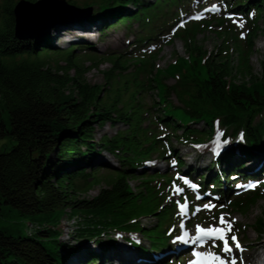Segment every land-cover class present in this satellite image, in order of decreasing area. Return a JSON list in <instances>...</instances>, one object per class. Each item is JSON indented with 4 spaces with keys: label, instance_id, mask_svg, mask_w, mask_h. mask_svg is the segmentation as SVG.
Returning <instances> with one entry per match:
<instances>
[{
    "label": "trees",
    "instance_id": "16d2710c",
    "mask_svg": "<svg viewBox=\"0 0 264 264\" xmlns=\"http://www.w3.org/2000/svg\"><path fill=\"white\" fill-rule=\"evenodd\" d=\"M17 1L0 0V100L7 112L6 119L0 115V139L10 137L15 141L8 151H0V213L1 205L7 204L21 215H36L40 221L35 234L14 236L0 230V264L115 263L106 252L116 243L112 230L135 231L147 237V245L130 241L141 257L153 259L152 254L171 247L169 228L176 221L175 205L169 202L165 187L174 176L147 171V161L154 154L166 156L167 162L173 158L183 177L195 180L199 175L198 190L203 194L212 186L215 202L224 200L219 206L227 205L228 214L245 213L256 201L264 200V188L238 195L235 187L237 181L254 178L247 172L249 162L262 161L257 174L264 172V62L258 74H252L248 64L252 41L262 31L256 21L264 24V0L224 1L232 13L242 18L252 16L253 26L236 68L228 45L222 43L217 52H208L196 43L201 25L193 22L174 33L183 40L186 56L177 57L165 68L154 69L156 53L148 60L139 55L122 59L126 52L98 55L89 51L86 56L93 66L104 59L111 62L104 84L85 79L87 68L82 56L76 55L77 50H92L94 45L78 42L53 47L49 31L28 40L15 38L13 7ZM182 1L84 3L91 11L85 12V20L79 19L77 24L81 30L99 32L102 37L107 28L118 23L141 21L148 11ZM177 20L162 22L137 37L135 49L157 39L155 35L167 29L166 23L172 29ZM82 38L84 35L78 39ZM130 65L150 71V78L137 81L134 77L131 84L122 80L119 73ZM170 73L174 82L167 84ZM238 73H246L247 80L238 81ZM148 90L158 95L154 117L140 101ZM117 121L125 126L123 130L103 132L96 138L98 129ZM200 123L202 127L197 126ZM158 125L166 131L164 136L158 135ZM217 133H222L228 148L218 156L209 154V162L200 168L207 170L202 176L198 168L184 165L171 145L175 140L194 148ZM194 151L197 160L205 157L196 148ZM134 178L139 179L135 190L129 182ZM102 183L105 186L93 197L80 196ZM217 210L214 221L219 218ZM64 214L67 225L61 223ZM148 216H155L157 221L145 227L139 218ZM206 216L211 218L212 214ZM51 219L55 226L49 225ZM73 257L74 261L70 259ZM151 264L170 263L159 259Z\"/></svg>",
    "mask_w": 264,
    "mask_h": 264
},
{
    "label": "rangeland",
    "instance_id": "374dc122",
    "mask_svg": "<svg viewBox=\"0 0 264 264\" xmlns=\"http://www.w3.org/2000/svg\"><path fill=\"white\" fill-rule=\"evenodd\" d=\"M66 1L70 2L69 0ZM73 1L75 3H70L76 5L77 7H87L84 5V3L90 2H94L95 4L103 3V0ZM224 1L225 0H183L182 3L180 2L179 4L175 2H168L167 5L163 4L165 6H162L161 9L155 12L150 13L148 11L146 13V17L143 18L141 21L132 20L128 24L118 23L110 28H107L104 32V36L102 37L99 35V32H93L91 35L92 37L90 36V40H88L89 35L85 34L84 38L80 40L78 38L70 37L71 33L66 32V34L68 33V35H66L64 39L52 40L50 38V41L53 47L60 48L76 45L78 44V42L80 43V45H85L84 43L87 42L94 45V48H92V50H77L76 55L80 54L82 56L81 61H83V66L87 68L84 72L85 79L90 83L104 84L107 80L105 72L111 68V62L104 59V61H100L98 66H93L92 60L87 57L88 55H90L89 51L94 52V54L98 55L106 51H111L115 55H121V53L126 52L125 54L121 55L123 56L122 59H124V57L126 56L139 55L147 58L148 60L149 55L156 53L154 60H152L154 69L165 68L177 57L186 56L187 53L184 48L183 40L175 37L176 35H174V33L178 32L180 29L186 26H191V23L194 22L201 25V30L196 34L195 37L196 43L200 45L203 50H206L208 52H217L218 47L222 43L224 45H228L230 47L229 54L233 66L236 68L238 59L240 58V51L245 48V40L247 33L251 25L253 26L252 20L250 22V19H252V17L242 18L236 13L234 14V16L228 14L231 11H229V7ZM214 5L218 7V11L210 10V8H212ZM205 8H208V11L205 12ZM66 14L67 11L62 12L61 14H57V16H55V18L53 17L50 21H58ZM85 15L86 13L80 14V16L78 14H74L68 16L66 19H73L78 22L79 19L85 20ZM197 16H199L200 18L196 19L195 17ZM177 17L179 18V20H177V23H175L172 29H168L167 23H172V21L175 20ZM63 22L64 24H68L66 20ZM162 22H167V29L162 30L161 33H157L155 35L157 39L149 40V42H147L148 44H141L135 49V44H139L136 41L137 37L145 35L146 32L152 31L156 29V27L158 28L159 26H161L160 24ZM241 23L243 24L242 27L240 26ZM256 24L259 25L260 28H262V31L258 32L257 35L254 37L252 41V52L250 53L248 58V64L252 70V74H258L261 70V63L264 62V24L261 20H257ZM57 26L58 24H55V26H51V28L48 30L51 37L54 36L52 34L56 32L55 30L57 29ZM68 27L69 25L64 26L66 30ZM88 31V29H84V32L86 34ZM139 49H141V51H138ZM146 67L147 69H150V64ZM149 73L150 71L148 70L142 72L136 66L130 65L128 69H126L123 73L119 74L122 80L127 79L129 84H131L134 77L137 79V81H147L150 78ZM70 74H74V71L71 70ZM245 75L246 73H238L236 75L237 80H247V76ZM165 82L167 84L173 83L174 74H168V77H166ZM157 98L158 95L156 94L155 90H150L149 92L144 94V96L140 97V101L143 104L142 106H144V109L150 108L149 111L152 113L153 117L156 116L157 112L158 105L154 103ZM0 115L4 119L7 118V112L3 107L1 100ZM145 124H147V121H145ZM197 126L202 127L203 124L200 123ZM157 127L158 130H160L158 132V135L161 134V136H164L166 134L164 128H161V126L159 125ZM124 128L125 126L120 121L115 122L114 125H110L107 123L103 126V128L97 130L96 138H99L103 132H105L106 134H113L117 130H123ZM14 144L15 141L10 137L2 138L0 139V151H8ZM171 145L176 149V154L181 157V159L184 161V165L189 168H198L200 170L198 173H200L201 176L202 173L207 172V170L200 168L204 167V165L209 162V154L205 155V157H200L198 158V160H195L196 153L191 144H180L179 142L173 140ZM110 158L113 160L111 156ZM166 158V156L159 157L154 154L149 159V161H147L146 164L147 171L155 172L157 170L160 173H163L164 175L172 173V176H174L173 181L169 184V186H167V188L165 187V190L169 202L175 205L174 217H176V221L174 220L175 222L170 227V230L172 231L173 235L177 233L178 236L175 238H171V242L175 243V247L173 246V244H171V247H174L171 248L173 253L168 254V257L163 258L166 259V263L189 264V258L191 254L188 252V250L183 249L181 252H177L176 250L177 246H180V244L184 242L178 238L184 236L185 233H187V241L190 240V238H194V235H196L197 225H201L204 228L225 227V225H221L219 223V219L218 221L217 219L216 221H214V214L216 212L215 210L218 208L217 213L219 214V216L223 214L227 221H235V223L233 224V231L228 233V239L231 244L230 247H232L233 251L231 253H225L222 250L223 242L219 240H206L204 242L205 248L215 250L216 255L224 259L228 264H232L233 261H235V264H257L260 258L256 257L257 250L254 248V246L257 244V240H264V200L259 199L258 201H256V203H254L245 213L233 212L231 214H228V209H226L227 205H224L223 209L222 206H219L221 202L224 203V200L215 202L216 197L214 193L211 192L212 186H208L207 189H205L206 195L204 197H202L201 199H197L198 194L200 192L194 190V188L192 187V185L194 184L192 182H189L188 180L187 181L189 183L185 184L184 179L181 180L182 172L180 173L179 170L176 168L175 163L173 162V158H169V162L166 161ZM258 163L260 164L261 161H258ZM248 165L253 166L256 164H252L251 162H249L247 164V167ZM252 170H255V168ZM253 172L254 173H251V175L254 178L259 177L258 179H263L262 181H264V172L261 174V176L255 174L257 170ZM198 178L199 175H195L194 182H197L196 179ZM129 182L132 188L135 190L139 179H129ZM102 186H105V184L102 183L99 185H95L88 191L80 194V196L89 199L93 197ZM174 186L182 188L183 192L176 194L174 192ZM242 186L244 187V185ZM242 186L241 189H243ZM263 188L264 185L258 186L256 189L262 190ZM242 192H247V190H245L244 188ZM190 194L193 197L192 200L190 199ZM226 198L229 199L230 196H227ZM185 200H187L188 202V209L186 213H181L180 205L183 204ZM204 204H213L215 205V207L211 210L204 209ZM197 207L201 208L199 212L195 211ZM1 208L2 210L0 213V230L6 231L7 233L12 234L14 236H26L28 235V233L35 234L37 227L36 224H38L40 221L36 218V215H21L14 207L7 204H2ZM208 213H211L213 217L211 216V218H208V216H206V214ZM57 215L58 214H56L54 217H56ZM66 218L67 214H64L61 220V223L63 225H67L68 218ZM74 219H72L70 222L74 221ZM139 220L141 223H143V225H145V227H150L157 221L155 216L141 217L139 218ZM49 225L55 226L53 219L49 221ZM259 228H262V230H258ZM64 231L66 232L67 229L65 228ZM110 234L116 240V243L121 242L119 245H122L121 250L127 257L130 256V253L132 251H135V253L137 254L130 241L138 242L144 245L148 244V238L142 236L139 232L124 233L119 230H112ZM232 235H235L238 238L242 250L236 248L235 243L231 240ZM123 240H127L129 242L132 250L125 249L126 246H123ZM214 243L220 248H216V246H213ZM48 245L50 249L54 250V246H52V244ZM106 252L109 253L111 256L115 255L114 251L110 252V248H107ZM263 256L264 255H262L261 258H263ZM70 259L72 261L75 260L74 257ZM113 261L115 263L109 264H119L116 260Z\"/></svg>",
    "mask_w": 264,
    "mask_h": 264
},
{
    "label": "water",
    "instance_id": "95a60500",
    "mask_svg": "<svg viewBox=\"0 0 264 264\" xmlns=\"http://www.w3.org/2000/svg\"><path fill=\"white\" fill-rule=\"evenodd\" d=\"M67 11L58 21H50L57 14ZM90 7L81 8L66 0H18L13 7L14 36L19 40L38 37L51 26L63 22L68 16L89 13Z\"/></svg>",
    "mask_w": 264,
    "mask_h": 264
},
{
    "label": "snow or ice",
    "instance_id": "6c2138e0",
    "mask_svg": "<svg viewBox=\"0 0 264 264\" xmlns=\"http://www.w3.org/2000/svg\"><path fill=\"white\" fill-rule=\"evenodd\" d=\"M218 10L219 9L215 5L211 9V11H218ZM195 18L199 19L200 17L197 16ZM240 26L242 27L243 24L241 23ZM241 139H243L242 136H241ZM225 143H227V141H225ZM184 183L188 184L189 182L187 180H184ZM192 187L195 188L196 185H192ZM249 187H255V185L252 184V185H249ZM174 192L176 194H179V193L183 192V189L174 186ZM199 198L200 197H197V199H199ZM214 207H215V205H213V204H204L203 205V208L208 209V210H211ZM187 209H188V202H187V200H185V202L180 205V211H181V213H186ZM200 210H201L200 207H197L195 209L196 212H199ZM219 223L221 225H225V227L203 228V227L197 226L196 236L193 239H194V241H200V242H205L206 240L222 241L223 242V249L222 250L225 253H231L233 251V249L229 245L228 233L233 231V224L235 223V221H231V222L227 221L225 219L224 215L222 214L219 218ZM186 237H187V233H185L184 236H181L178 239L187 242ZM231 240L235 243V246L237 249H241V245L238 241V238L235 235L231 236ZM213 246H216L215 243L213 244ZM193 255L196 257V259L191 261L190 264H203L204 261H217V260H219V257L215 256L212 253L194 252ZM219 264H224V261L220 260ZM232 264H235V261H233Z\"/></svg>",
    "mask_w": 264,
    "mask_h": 264
},
{
    "label": "bare ground",
    "instance_id": "6f19581e",
    "mask_svg": "<svg viewBox=\"0 0 264 264\" xmlns=\"http://www.w3.org/2000/svg\"><path fill=\"white\" fill-rule=\"evenodd\" d=\"M67 21L68 24H64V22H60L58 23L57 29L55 30L56 32L52 35L54 36H50V38L53 39H64L66 37V35H68V33L66 34V32L71 33L70 37L72 38H80L83 36L82 30L80 29V27L78 26L79 24H77V22L73 19H65ZM64 20V21H65ZM69 25V27L64 28V26ZM93 32H91V34H89V36L92 35ZM91 38L89 37L88 40H90ZM256 166V165H255ZM257 167V166H256ZM190 243L189 245H186L184 243L180 244V246L178 245V247L181 248H185L186 246H192L195 247L196 243L193 244V238H190ZM170 242V241H169ZM121 242H117L116 244L110 245L107 248H110V252L114 251L115 255L112 256L113 259H122L123 261H125L127 264H142L144 263V259L138 258L137 254L135 253V251H132L130 253V256L127 257L124 255V252L121 250L122 245H119ZM123 246H126L125 249L127 250H132L131 246L129 244V242L127 240H123L122 241ZM256 245L254 246V248L257 250L256 253V257L260 258L259 263L258 264H264V256L263 258L262 255H264V240H257L256 241ZM170 244V243H169ZM168 254H172V250L170 249V247H165L163 248L160 252H159V256L160 257H165ZM80 264V262H79Z\"/></svg>",
    "mask_w": 264,
    "mask_h": 264
}]
</instances>
